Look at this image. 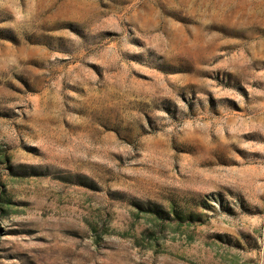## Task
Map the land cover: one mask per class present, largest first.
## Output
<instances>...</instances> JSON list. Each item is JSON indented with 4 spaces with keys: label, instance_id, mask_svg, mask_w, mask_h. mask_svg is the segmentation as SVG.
I'll return each instance as SVG.
<instances>
[{
    "label": "rangeland",
    "instance_id": "1",
    "mask_svg": "<svg viewBox=\"0 0 264 264\" xmlns=\"http://www.w3.org/2000/svg\"><path fill=\"white\" fill-rule=\"evenodd\" d=\"M0 264H264V0H0Z\"/></svg>",
    "mask_w": 264,
    "mask_h": 264
}]
</instances>
